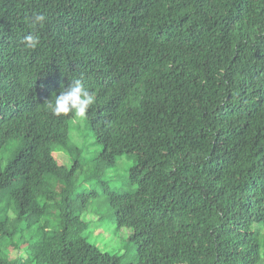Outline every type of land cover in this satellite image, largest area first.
Segmentation results:
<instances>
[{"label":"trees","instance_id":"1","mask_svg":"<svg viewBox=\"0 0 264 264\" xmlns=\"http://www.w3.org/2000/svg\"><path fill=\"white\" fill-rule=\"evenodd\" d=\"M74 79L95 94L80 122L97 162L133 163L128 192L103 191L123 256L264 264V0H0V155L20 143L0 157V238L21 264H121L88 242L96 194L50 154L77 152V117L43 106Z\"/></svg>","mask_w":264,"mask_h":264},{"label":"rangeland","instance_id":"2","mask_svg":"<svg viewBox=\"0 0 264 264\" xmlns=\"http://www.w3.org/2000/svg\"><path fill=\"white\" fill-rule=\"evenodd\" d=\"M71 125L70 138L71 142L76 148V153H69L61 147L51 148V157L58 167H63L67 171L72 169L74 172V184L77 193H95V197L89 198L87 201V208L89 211L103 216L104 220L99 223H94L89 226L88 232L90 239L88 242L109 254H116L121 257V264H135L133 252H129L123 256L119 241L115 238L113 233L114 227L112 226L109 218L112 208L107 202V196L103 191L109 192H128L127 187V172L133 166V163L123 158L117 160L115 169H106V167L97 162L98 155L101 148L94 143L91 134L83 130L80 118L73 120ZM77 127V128H76ZM75 128V129H74ZM19 141L15 140L9 143L0 155L1 158H8L15 154L19 148ZM104 186V188H103ZM7 198L1 200L0 208H5L7 205ZM56 215L52 214V219ZM54 222V221H52ZM37 226L33 227L30 232H24V238L28 241L31 240L35 234ZM89 238V237H88ZM14 244H18L16 239L13 240ZM9 241L0 238V257H4L11 262L18 264L27 262V251H12L7 248Z\"/></svg>","mask_w":264,"mask_h":264},{"label":"clouds","instance_id":"3","mask_svg":"<svg viewBox=\"0 0 264 264\" xmlns=\"http://www.w3.org/2000/svg\"><path fill=\"white\" fill-rule=\"evenodd\" d=\"M46 17L42 13H33L26 18L31 31L24 35L22 44L26 49L35 50L40 44L37 30L44 25ZM95 102V94L80 79H74L65 89L62 88L58 95L44 103V107L54 116H73L86 119L89 108Z\"/></svg>","mask_w":264,"mask_h":264}]
</instances>
